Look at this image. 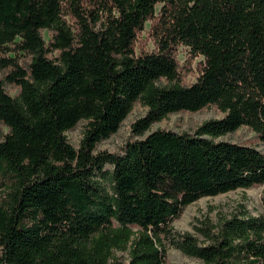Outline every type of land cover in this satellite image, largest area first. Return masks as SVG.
I'll return each instance as SVG.
<instances>
[{"label":"trees","instance_id":"trees-1","mask_svg":"<svg viewBox=\"0 0 264 264\" xmlns=\"http://www.w3.org/2000/svg\"><path fill=\"white\" fill-rule=\"evenodd\" d=\"M148 22L154 49L136 53ZM180 46L202 58L187 86ZM0 72V264H164L168 247L264 264V215L205 218L202 242L172 228L201 198L264 184V153L215 141L247 128L264 143V0H0ZM135 104L136 136L171 114L222 117L97 152ZM80 121L74 149L64 133Z\"/></svg>","mask_w":264,"mask_h":264},{"label":"rangeland","instance_id":"rangeland-1","mask_svg":"<svg viewBox=\"0 0 264 264\" xmlns=\"http://www.w3.org/2000/svg\"><path fill=\"white\" fill-rule=\"evenodd\" d=\"M148 31L149 22L146 23L144 31H142L137 37L135 43L136 53L140 51H152L154 49V44L149 37ZM41 35L44 42H47L50 38V32L47 30H43ZM8 55L13 56L11 53ZM176 60L179 67L180 84L183 86L190 85L198 75V64L202 58L200 56H189L188 49L180 46L176 52ZM27 61L28 59H22L23 63ZM1 76L2 73L0 72V78ZM164 83L165 82H162L161 85H165ZM5 90L10 96H15L18 92L15 88L9 85L5 86ZM145 112V108L140 104H135L131 113L121 123L117 132L97 145V152L106 151L108 153L120 155L127 142L142 140L149 133L156 130L172 131L174 133L185 132L192 135L195 129L203 122L220 119L222 117V114L214 106H209L195 113L181 112L171 114L161 122L153 124L143 136H136L131 131V125L138 119L142 118L145 115ZM85 125V121H80L72 130L64 133L67 143L74 149L78 148ZM0 130L3 133L7 131L6 128H1ZM215 141L247 145L264 153V143L258 141L255 134L247 128H240L233 133L215 139ZM111 169V166H105V170L108 172L104 182L105 186L109 183V178L107 176H109ZM242 207L251 216L256 217L264 215V184L249 189H238L215 197L201 198L183 210L182 214L172 222V228L179 233H190L198 238L199 242H202V239L197 236L193 230L194 226L198 225L199 221L208 218L214 223L217 215H228L230 213L238 212ZM115 257L122 264L127 263L126 253L116 252ZM164 264L202 263L199 260L183 255L175 248L168 247Z\"/></svg>","mask_w":264,"mask_h":264}]
</instances>
